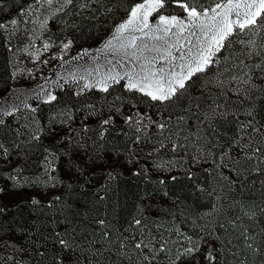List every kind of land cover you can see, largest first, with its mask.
I'll return each mask as SVG.
<instances>
[{"label": "trees", "instance_id": "16d2710c", "mask_svg": "<svg viewBox=\"0 0 264 264\" xmlns=\"http://www.w3.org/2000/svg\"><path fill=\"white\" fill-rule=\"evenodd\" d=\"M26 1L0 0V23ZM142 1L71 0L48 34L67 37L71 56ZM222 1L163 0L157 14ZM255 19L167 100L122 82L62 88L0 119V264H264V13ZM21 78L0 29V98Z\"/></svg>", "mask_w": 264, "mask_h": 264}, {"label": "crops", "instance_id": "0c3cea01", "mask_svg": "<svg viewBox=\"0 0 264 264\" xmlns=\"http://www.w3.org/2000/svg\"><path fill=\"white\" fill-rule=\"evenodd\" d=\"M244 1H238L239 8ZM140 4L144 7L138 9L137 16L132 18L130 14L133 7ZM226 5H230L229 0H224L210 9L196 10L197 16H191L190 21L182 20L179 15L163 13L151 18L158 8L152 0L135 4L99 45L81 49L55 62L40 78L48 80V83H43L41 87L37 81L24 87L11 88L0 98V119L17 109L30 107V101H49L62 88H71L80 93L89 89L103 90L122 82L128 89L130 83L136 84L131 90L146 95L152 92L159 96L161 92L167 93L170 87L177 90L180 88L179 80L187 75L190 67H195L200 62L201 54L208 56L211 51L210 63L218 51L215 40L211 39L210 43L206 34L212 32L214 37L222 34L220 29L217 31L215 21L221 20L222 12L219 9L227 8ZM154 7L155 10L152 11ZM209 11L211 13L208 16L202 14ZM188 14L187 12L183 17ZM161 16L168 18L169 23H162ZM173 16L177 18L175 23L171 22ZM208 21L215 29L208 30ZM122 24L126 25L124 29H120ZM235 27L237 26L232 27V31ZM53 84L57 87L51 89ZM32 92L35 93L34 97H25L19 104H15L19 97Z\"/></svg>", "mask_w": 264, "mask_h": 264}, {"label": "rangeland", "instance_id": "374dc122", "mask_svg": "<svg viewBox=\"0 0 264 264\" xmlns=\"http://www.w3.org/2000/svg\"><path fill=\"white\" fill-rule=\"evenodd\" d=\"M238 1L240 0H232V3L227 8L219 9V11L222 12V18L220 21H215L218 27V30L216 28L217 31H219V29L221 33L227 31L228 22H232V27H238L237 21L243 22L246 15L248 18H252L260 7L258 0H256V3L251 9L246 7V4L252 3L253 0H245L241 3V8L235 7V5L239 3ZM66 3V0H51V3H48L47 0H29L22 3V8L18 15L12 16L9 19L7 18L4 21L6 25L4 29L14 73L22 75L21 79L15 80V87H24L23 81L28 75H30L31 79H36L38 84L42 87L43 83H48V80L40 79L48 66L58 59L67 58L72 53L73 48L67 37L57 40L48 34V30L57 29L56 26L54 27V24L52 25V16L59 9L64 7ZM229 7L232 9L231 11L228 10ZM158 9L159 7L152 13L151 18L158 15ZM186 13L187 11L183 15L185 16ZM210 13L209 11L202 14L208 16ZM236 13H239V17ZM183 15H179L182 20H190L191 16L189 14L186 17H183ZM13 19L17 21L15 25L11 23ZM207 24L208 30L215 29L209 21ZM215 33L218 34L216 31ZM213 37L214 35L212 32L206 34V39L210 43ZM45 44H48L49 47L45 48ZM65 45H68V47H64ZM56 87L57 86L53 84L51 89ZM34 96V92L24 94L16 100L15 104H19L25 97L30 98ZM35 102L36 101H30L29 103L35 105L37 104Z\"/></svg>", "mask_w": 264, "mask_h": 264}, {"label": "snow or ice", "instance_id": "6c2138e0", "mask_svg": "<svg viewBox=\"0 0 264 264\" xmlns=\"http://www.w3.org/2000/svg\"><path fill=\"white\" fill-rule=\"evenodd\" d=\"M47 2L51 3V0H47ZM66 2L67 3H71V0H66ZM152 2L154 3L155 7H162L163 0H152ZM231 3H232V0H229V4H231ZM255 3H256V0H253L252 3L246 4V7L251 9ZM258 3L260 5V7L255 12V15L252 18H248L247 15H246V17H245L243 22H241V21H237L236 22L240 29L243 30L244 28H246V27H248L250 25H255L257 23V21L255 19V16H260L261 13H264V0H258ZM179 6L184 8L185 11H187L190 16H193V17L197 16V12H196V10L194 8L189 9L188 6L186 4H183V3H180ZM239 6H240L239 3H237L235 5V7H239ZM143 7H144L143 4L134 6L132 11H131V14H130L131 17L135 18L137 16V14H138L137 10L138 9H142ZM155 7L152 8L151 10L154 11ZM217 7H220V5H217ZM225 7H228V6L226 5ZM228 10L231 11L232 9L229 7ZM236 15L239 17V13H236ZM160 20H161L162 23H165V24L169 23V20L166 17L161 16ZM176 21H177V18L175 16L171 17V22L175 23ZM11 23L13 25H15L17 23V21L15 19H13L11 21ZM5 27H6V25L4 23H0V29H3ZM125 27H126L125 24L120 25V29H124ZM231 34H232V22H228L227 23V31L222 32V34L218 38L217 37H213V40H215V43H216L217 50H219L220 47H223L222 41H224ZM47 47H49V45L45 44V48H47ZM64 47H68V45H65ZM211 54H212L211 51H209V55L208 56H205V55L201 54L200 62H198L195 67H190L187 75L179 80V87L180 88H184V86H185L184 85V80L188 79L189 77H191L196 72H203L205 70V67L209 64V59H210ZM136 86L137 85L134 84V83H130L128 85V87L130 89L131 88H135ZM105 90H107V89H105ZM175 92H176V89L170 87L167 93L161 92V95H159V96L158 95H154L152 92H148L147 94L150 95L153 100H167L172 95H174ZM51 99H55V97H51ZM108 122H109L108 120H105L103 123L107 124ZM161 127H163V126H161ZM243 127H244V125H241V128H243ZM38 138L39 137H37V139ZM0 148H3V145H0ZM5 152H6V150H5ZM7 179L15 180L16 177L9 175L7 177ZM173 179H175V177H173ZM161 183H163V181H161ZM0 191H3V190L0 189ZM57 199H58V197H57ZM31 203L32 204H39V200L36 199L35 197H33L32 200H31ZM5 211H6V208L0 207V214H3ZM136 223L139 224V221H136ZM57 235H59V233ZM59 244L61 245V247L63 249L71 251V248H70V245H69L68 241H66L64 239H60L59 240ZM136 247L139 248V247H141V245L137 244ZM192 251H193V249H191V248L187 249V253L188 254H191ZM40 255H43V253H40ZM208 258L209 259L212 258L210 253H209V257ZM67 262H68V264H78V262L73 261V258H72L71 255H69L67 257ZM59 264H65L64 259H60Z\"/></svg>", "mask_w": 264, "mask_h": 264}]
</instances>
